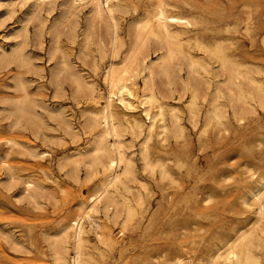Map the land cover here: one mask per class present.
<instances>
[{
	"label": "rangeland",
	"instance_id": "obj_1",
	"mask_svg": "<svg viewBox=\"0 0 264 264\" xmlns=\"http://www.w3.org/2000/svg\"><path fill=\"white\" fill-rule=\"evenodd\" d=\"M124 1L132 2L138 8L136 12L117 14L119 34L123 37L129 20L141 16L145 7H150L152 0ZM184 1H189L199 9L188 11L177 7L171 8V13L190 20L201 19L209 29H221L223 38H211L210 32L203 34L202 38L211 45L224 40L221 49L231 55L234 61L237 60V63H251L260 67L259 78L264 83V0H214L212 4L204 0ZM60 3L61 0H56L53 7L47 8L50 6L41 7L35 0H0V264H53V244L56 246L58 243L60 236H56L61 226L77 218L78 201L93 193L97 183L95 179L86 183L73 182L66 171L72 166L73 156L77 154L76 158L81 165L78 173L83 178L85 171L82 162L91 158L85 153L91 139L85 133L84 119L88 111L86 113L84 109L96 110L105 99L107 92L99 76L108 59L98 60L102 68L98 76H95L91 70L93 60L99 56L95 38L92 37V42L88 41L86 54L79 53V47L86 42L83 32L86 30L88 6L77 10L76 19H73L74 37L67 38L60 27ZM226 28H229L228 31H224ZM87 31H90L89 37L95 35L91 34V30ZM99 31H102V27ZM188 42L193 44V40ZM53 46H57L55 53ZM61 51L68 55L74 69L87 82L95 84L97 104L85 105L81 100L78 102L79 99L71 95L68 78H61V82L59 78V83L51 78V73L59 67ZM159 52L149 49L147 61L148 58L158 59ZM192 52L195 59L209 69L214 70L217 66L211 55L194 49ZM20 60L22 63L19 64ZM181 61L183 65L178 74L185 80L186 62L183 59ZM202 74L211 77L207 71ZM17 75L21 78L20 82ZM50 78L57 84L61 83V86L55 83L53 86ZM141 81L137 79L138 84ZM20 83L28 94L19 90ZM180 83L181 80L175 74L171 85L175 92L173 97H178V94L181 97L174 100L164 98L162 101L165 105L176 107L180 125L183 126L182 137L168 135L163 141L157 137L149 140L146 144L148 168L144 167L139 153L143 146L142 137L131 138L126 132L121 137L124 152L131 159L135 179L128 181L125 189L118 184L116 189L110 187L109 190L119 200L126 198L132 213L126 217V213L121 210V214L112 218V211L104 214L99 203L98 212L93 213V216L101 229L87 219L83 220L86 236L83 249L89 264H167L176 257L181 259L182 264H210L209 254L222 241L233 237L240 229H247L255 220L256 204L251 205L253 203L249 200V207H245L239 200L247 196L256 179L264 177V98L261 105L253 104L254 111L238 108L236 117L227 108V116L222 117L218 123L213 119L208 122L203 120L207 103L200 97L196 104L198 119L193 123L188 118L187 110L191 92L181 90ZM24 93L25 99L22 97ZM18 99L28 101L27 105L30 100L36 102H30V107L40 117L33 118L37 120L35 123L38 127L40 124L37 139L25 119H21L19 127L8 126L10 121H15L13 107L14 100L17 103ZM221 101L224 102L223 99ZM32 104L37 105L34 108ZM165 117H168L166 112ZM27 150L44 151L46 155L34 159ZM59 161L64 164L63 167L57 165ZM6 164L19 179L9 189L5 187ZM163 165L166 170L164 179L158 173ZM248 171L255 172L256 177L247 181L246 185L250 188H245L242 181H246L247 174L244 173ZM20 178L42 182L44 191L40 194L43 197L38 192L40 197L37 195V200L43 208H32L25 201L16 202L22 188ZM240 196L242 199H239ZM261 224L264 227V216ZM70 231L73 233L72 229ZM103 231L112 236L114 245L106 246L98 240L95 234ZM9 240H12L11 244ZM70 242L72 237L66 244L67 260L72 255ZM249 249L256 264H264V228L256 230L253 245Z\"/></svg>",
	"mask_w": 264,
	"mask_h": 264
},
{
	"label": "bare ground",
	"instance_id": "obj_2",
	"mask_svg": "<svg viewBox=\"0 0 264 264\" xmlns=\"http://www.w3.org/2000/svg\"><path fill=\"white\" fill-rule=\"evenodd\" d=\"M35 1L41 7L50 6L47 8H51L56 2V0ZM204 1L208 4H212L214 0ZM149 5L150 7L147 8L146 6V9L142 11L141 16L129 20L125 30V36L123 37L119 34L117 14L134 12L138 7L132 2L127 3L124 0H61L62 26L60 27L63 28V34L67 38L74 37L75 23L73 22V19H76L75 15L77 10L80 7L88 6V14L86 13L87 16L85 18L86 30L83 32V34H85L86 42L83 41L84 44L79 47V53L83 55L86 54L85 48L87 43H89L88 41H90L92 37L95 38L99 56L97 59L93 60L91 66L92 73L95 76H98L100 68H102L100 67L98 60L102 61L107 58L108 62L104 65L99 76L101 77L102 84L107 92L103 103H101L100 107L96 110L84 109L86 113L88 111V114L84 119L85 133H87L91 139L85 153L89 154L91 158L88 161L82 162L85 171L83 178H81L78 173V168H80L79 166L81 165H79V160L76 158L77 154L76 156H73L74 154L72 155L75 157L74 159L68 157L72 159V166L70 168L68 167L69 170L66 171L68 172V177L73 182L86 183L95 179L97 183L94 186L93 193H91L86 199L83 198L78 201L77 218L72 219L69 223L66 222L67 224L64 223L65 225L61 226L60 231L58 230L59 233L57 236L55 235L56 237L59 235L60 238L57 240L59 245L56 242L57 247L52 243L54 245V251H52L53 264H89V259L83 249L86 240L83 220L87 219L93 226L99 228L100 225L95 222V217L93 216V213L98 212L99 203L102 205V211H104V214H109V210L112 211V218H115L121 210L126 213V217L131 216L132 209L128 200H126V198L119 200V198L113 195V192L109 190L110 187L116 189L118 184L122 185L125 189L127 187V182L135 179L132 173L131 159L124 152L125 146L121 137L125 132L130 134L131 138L142 137L143 146H141L139 153L145 168L148 165V150L146 144L149 140L157 137L163 141L168 135H172L174 138H179L183 126L180 125L179 116L175 110L176 107L165 105L162 101L164 98H173L174 100L175 98L179 99L181 97L180 94H178V97H173L175 92L171 85L173 84L175 74H177L178 79L181 80V90H190L191 92L187 110L188 118L192 120L193 123L198 119L196 104L200 97L207 103V107L203 113V120L207 121L213 119L218 123L221 121L220 119L222 117L227 116V108L230 109L232 115L236 117L238 108L241 110L253 109L254 111L255 108H253V104L261 105V101H263L264 88L262 86H264V83L261 78H259L261 68L259 67V69L255 65H250L251 63H248L249 65H244V63H237V60L234 61L235 59H233L231 55L224 52V49V51L221 49V46L224 45V40L222 43L213 42L211 45L207 44L202 38V35L207 32H210L211 38L222 37L221 34L223 31L221 29H209L207 24L203 23L201 19L190 20L171 13V8L181 7L190 11L191 9H199L198 6L196 7L189 1L184 0L181 2L179 0H152ZM200 10L203 12L205 11L203 9ZM199 15L203 16L201 13ZM99 26L100 28L102 27V31H99ZM228 29L226 28L224 31H228ZM87 30H91V34L93 35L94 33L95 35L89 37L90 31L88 32ZM190 33L191 36L189 37L188 35ZM51 40H53V38ZM188 40H193V44L189 43ZM262 41L263 40L261 39V42ZM149 49H153V52L160 51L159 58H155L156 60H149L148 58L147 61ZM192 49L211 55L214 58L213 63L217 64L215 69H209L206 65L199 63L198 60L195 59L196 57L193 54ZM55 51L57 52V46L54 48V53ZM67 56L66 53L61 51V54L59 55L60 58L58 57L59 67H56L54 72L50 69L53 73H51L52 75L49 74V77L50 75L53 76L51 78H53L54 81L56 79L57 83H59V78L60 82L62 80L61 78H68L72 88L71 95H73L75 99H79L78 102L81 100L85 105L97 104L98 93L95 84L87 82L81 76L80 72L78 73L74 69V65L69 61ZM15 57H17V55ZM53 57L54 56L52 55V60ZM182 59L186 62L184 67L187 80L185 78V80H183V78L181 79L182 76L180 77L178 74V70H180L183 65V62L181 61ZM0 62H2V60ZM20 62L21 60L19 61V64ZM202 71L204 73L205 71L209 72L208 75L211 74V77H206L202 74ZM51 78L49 81H51V83L53 82V86L55 84H61L55 83L56 81L54 82ZM138 78L142 80L141 84L137 83ZM19 79H21L20 76L18 81ZM19 90H21V92H26L22 83L19 84ZM25 95L26 94L24 93V96H22L24 99L26 97ZM27 97L30 98L29 96ZM222 99L224 102L221 101ZM27 102L28 101L23 102V100L18 99L16 103L14 100L15 106L13 107V111L15 115L14 117L16 118L15 121H10L8 126L10 128L19 127L18 124L22 122L21 119H25L30 123L32 133L36 137L40 134L38 130L40 124L38 127V124L35 123L37 120L35 119L34 121L33 118L37 117V114L39 113L32 109V106L30 107L31 103L34 101L30 100L31 103L29 102L30 104L28 103V105ZM35 103L36 102H34V104ZM34 104L32 105L35 108L37 104ZM39 105L41 106V104ZM166 106L167 108H165ZM165 112L168 116L167 118L165 117ZM37 119H40V117H37ZM39 122L42 124V121ZM43 139L41 141H44ZM111 139L112 141H110ZM27 152L29 156L34 159H40L46 155L44 151L27 150ZM3 159L5 158L3 157ZM70 159H68V161H71ZM57 165L63 167L64 164L59 161ZM4 169L7 173H5V187L8 188L9 186H13L17 180L19 181V179L14 175L12 168L7 166V164ZM159 170L160 172L158 173H160V176L163 178V176L166 175L164 165ZM66 172L65 175H67ZM254 173L249 171L244 173L247 174L246 181H242L245 183V188H250L247 187L246 184L248 183L247 181L256 177ZM164 178H166V176ZM20 179L22 188L19 191L20 193L18 194L19 196H17L16 202L25 201V203L32 208H43L40 207V201L38 202L37 200L38 192L40 194L44 191L42 182L38 181V179L35 180L32 178ZM254 182V187L249 191L246 190L248 191V194H246L247 196L245 195L246 197L242 201L239 200V203H242L245 207H249L251 202L249 203L248 201L251 200L253 203L251 205L256 204L257 211L255 212L256 214L254 213V217H256L254 218L255 220L253 219V223L250 224L247 229H240L235 232L236 234L233 237L222 241L221 245L209 254L210 264H256L252 259L253 256L251 255L249 248L253 245V238L255 237L256 230L261 231L264 228L261 224V219L264 216V177H259V179H256ZM116 191L120 194L119 190ZM46 194L49 195L50 193L48 194L46 192ZM47 195H45V197ZM49 196L51 197V195ZM207 197L209 198L208 194ZM209 199H206V201ZM239 199H242L241 196ZM90 223H88V225ZM123 228L124 227H122V229ZM71 229L73 230V233L70 231ZM70 232L72 234H70ZM95 235L103 245H114L115 241L109 233L103 231L96 233ZM70 237H72V243L70 242L72 246V255H70L69 260H67L66 254L68 253L66 244L69 242ZM7 238L10 239L11 237ZM9 242L10 240L8 243ZM11 242L9 244H11ZM16 251L18 252V250ZM167 264H182V261L179 257H176L174 261L171 260Z\"/></svg>",
	"mask_w": 264,
	"mask_h": 264
}]
</instances>
